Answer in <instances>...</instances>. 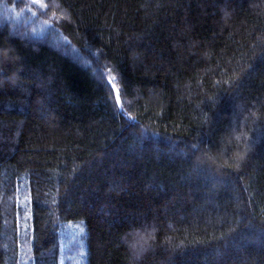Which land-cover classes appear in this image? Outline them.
Segmentation results:
<instances>
[{
	"label": "trees",
	"instance_id": "16d2710c",
	"mask_svg": "<svg viewBox=\"0 0 264 264\" xmlns=\"http://www.w3.org/2000/svg\"><path fill=\"white\" fill-rule=\"evenodd\" d=\"M27 4L0 0V264H264V0H39L33 38Z\"/></svg>",
	"mask_w": 264,
	"mask_h": 264
},
{
	"label": "rangeland",
	"instance_id": "374dc122",
	"mask_svg": "<svg viewBox=\"0 0 264 264\" xmlns=\"http://www.w3.org/2000/svg\"><path fill=\"white\" fill-rule=\"evenodd\" d=\"M28 4L20 11H16L10 14L8 9H5V13L8 16H11V20L15 21V23L18 26H21L23 29V33L27 35V37L31 36V38L37 36V35H45V33L50 34V28H49V22L48 21H41L37 20V15H43L39 11H41V8H38V3H34L33 0H27ZM3 7H0V17H2ZM44 16V15H43ZM45 17V16H44ZM23 34V35H24ZM49 37V35H48ZM54 43L55 46H62L64 44V41L59 37H54ZM71 244V240H68ZM68 244V243H67ZM66 246V245H65ZM68 247V246H66Z\"/></svg>",
	"mask_w": 264,
	"mask_h": 264
},
{
	"label": "snow or ice",
	"instance_id": "6c2138e0",
	"mask_svg": "<svg viewBox=\"0 0 264 264\" xmlns=\"http://www.w3.org/2000/svg\"><path fill=\"white\" fill-rule=\"evenodd\" d=\"M33 2L34 3H38L39 0H33ZM41 7H43V5H41ZM7 58H10V56H7ZM113 81H114V78L110 77L109 78V83H112L113 84V88H115V84L113 83ZM119 102H120L119 96H117V103L119 104ZM191 147L195 151H199L200 150V146L198 144H196V143L192 144ZM195 151L193 152V155H195ZM209 159H211V157H209ZM229 159H232V157H229ZM244 159H243V161H244ZM241 163H238L236 166L239 167ZM142 239L143 238H141V240ZM131 247L133 249V254L134 255H139L141 252H143L145 250L143 244L139 240L135 244L131 245Z\"/></svg>",
	"mask_w": 264,
	"mask_h": 264
},
{
	"label": "clouds",
	"instance_id": "9594fccd",
	"mask_svg": "<svg viewBox=\"0 0 264 264\" xmlns=\"http://www.w3.org/2000/svg\"><path fill=\"white\" fill-rule=\"evenodd\" d=\"M8 53L7 51H0V58L7 59ZM4 81H0V84H2ZM8 83H14L13 79L9 78ZM245 151L240 150L233 153L232 160L234 161V166H236L238 163H241L243 159L245 158ZM227 163V161H225ZM134 255V254H133ZM136 256V255H134Z\"/></svg>",
	"mask_w": 264,
	"mask_h": 264
}]
</instances>
